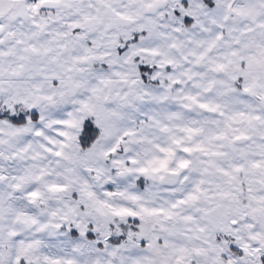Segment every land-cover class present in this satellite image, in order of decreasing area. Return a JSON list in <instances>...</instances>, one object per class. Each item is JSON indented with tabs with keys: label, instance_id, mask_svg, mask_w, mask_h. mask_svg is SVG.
Wrapping results in <instances>:
<instances>
[{
	"label": "snow or ice",
	"instance_id": "1",
	"mask_svg": "<svg viewBox=\"0 0 264 264\" xmlns=\"http://www.w3.org/2000/svg\"><path fill=\"white\" fill-rule=\"evenodd\" d=\"M0 264H264V0H0Z\"/></svg>",
	"mask_w": 264,
	"mask_h": 264
}]
</instances>
